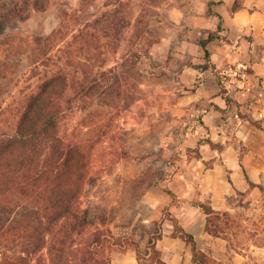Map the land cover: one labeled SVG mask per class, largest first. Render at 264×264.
<instances>
[{
  "label": "rangeland",
  "instance_id": "rangeland-1",
  "mask_svg": "<svg viewBox=\"0 0 264 264\" xmlns=\"http://www.w3.org/2000/svg\"><path fill=\"white\" fill-rule=\"evenodd\" d=\"M209 2L61 0L45 11L33 12L28 19L8 27L0 35V106L14 104L19 95L29 91L38 80L39 72L55 68L69 72L73 68L71 61L88 62L84 59L87 53L93 55L89 64L94 71L108 74L94 83L91 96L78 99L77 108L65 113L61 122L63 129L76 135L83 145L90 146L87 148L89 168L79 203L90 207L92 215H104L107 227L115 235L111 264H120L122 252L138 245L146 232L153 233L151 238L157 236L156 222L148 227L141 221L143 214L150 213L149 205L141 196L152 183L163 182L172 173L171 165L181 157L177 149L184 155L189 154L191 146L184 134L195 129L187 116L173 114L181 93L174 88L175 75L157 67L166 60L150 55V50L172 28V16L177 9L187 16L202 11ZM187 28L183 27L180 34L192 37ZM92 31L95 44L88 48L82 37ZM137 53L140 54L136 58ZM115 64L116 69L111 70ZM239 199L240 207L231 217L235 224H238L237 212L250 207L243 197ZM255 212L264 219V202L255 206ZM216 221L214 228L223 231V218ZM74 223L73 217L65 218L56 234L47 233L43 240V235L31 227L35 225L32 223L22 232L23 237L0 243V264L5 254L12 255L18 264H55L49 254L53 242L64 250L63 258H58L56 264H79L94 231L105 226L96 222L81 234L71 230ZM70 231V237L61 244ZM257 241L264 244L263 232ZM242 244L239 238L229 242L233 250L231 247L225 250L220 244L214 252L216 257L205 254V261L207 264H233L241 260L244 264H264L262 251L249 252L245 260L236 255L234 250L241 251L238 246ZM146 252L145 248L138 251L139 264H165L157 261L156 250L152 249L147 258Z\"/></svg>",
  "mask_w": 264,
  "mask_h": 264
},
{
  "label": "crops",
  "instance_id": "crops-1",
  "mask_svg": "<svg viewBox=\"0 0 264 264\" xmlns=\"http://www.w3.org/2000/svg\"><path fill=\"white\" fill-rule=\"evenodd\" d=\"M218 23L223 26L218 31L223 40H210L206 47L210 63L227 76L230 102L223 97L212 67L201 66L204 51L198 39L206 38ZM172 25L150 55L166 60L157 67L175 75L174 88L181 93L173 114L187 116L195 125L193 132L184 134L190 152L184 155L177 149L181 157L171 165L172 173L163 182L152 183L141 196L150 210L142 215V223L148 227L157 223L153 247H148L153 233L146 232L138 249L127 247L122 252L120 264H139L137 253L144 248L149 250L145 258L154 249L159 262L193 264L191 247L174 235L171 217L194 235L197 248L205 254L215 258L220 244L227 250L229 242L239 238L243 244L238 246L241 251L234 250L236 255L245 260L249 252L262 251L264 259V244L257 241L264 233V219L255 212V206L264 202V130L244 116L264 124V0H210L198 13L185 16L177 9ZM183 27L193 36L180 34ZM240 197L250 207L237 212L236 226L225 224L218 235L207 231L205 214L193 204L209 201L214 209L228 211L232 217L240 207Z\"/></svg>",
  "mask_w": 264,
  "mask_h": 264
},
{
  "label": "trees",
  "instance_id": "trees-1",
  "mask_svg": "<svg viewBox=\"0 0 264 264\" xmlns=\"http://www.w3.org/2000/svg\"><path fill=\"white\" fill-rule=\"evenodd\" d=\"M58 1L61 0H0V35L8 27L28 19L33 12L45 11ZM221 29L223 26L218 23L217 28L209 32L206 38L198 39V43L204 51L201 66L212 67L223 97L230 102L225 89L227 76L210 63L206 47L210 40H223L218 33ZM94 33L83 34L84 46L93 47ZM87 54L84 59L88 62L79 59L71 61L73 68L69 72L62 68L39 72L38 80L29 87V91L19 95L14 104L0 106V243L23 237L22 232H26L32 223L35 225L31 227L43 235V240L47 233L55 235L65 218L73 217L76 223L71 230L81 234L90 225L101 222L105 228L98 227L94 231L78 262L111 264L115 235L107 227L104 215H92L90 207H83L79 203L89 168L87 148L90 146L83 145L76 135L63 129L61 122L65 113L74 112L77 108L78 99L93 94L96 81L108 76L105 71H94L89 64L93 55ZM115 69L116 64L111 70ZM244 116L264 130L261 120ZM193 204L205 214L208 232L218 235L224 231L226 226L223 231L219 227L214 228L220 217L224 225L236 226L228 211L214 209L209 201H193ZM171 220L174 235L190 245L193 264H207L206 255L197 248L194 235L185 231L176 218L171 217ZM71 232H66L61 244L66 242ZM152 241L153 238L148 247H153ZM134 248L138 249V245ZM63 252V248L53 242L49 248L51 262L56 264L58 258H63ZM2 264L18 263L12 255L5 254Z\"/></svg>",
  "mask_w": 264,
  "mask_h": 264
}]
</instances>
